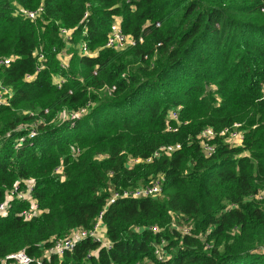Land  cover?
<instances>
[{"label": "trees", "instance_id": "16d2710c", "mask_svg": "<svg viewBox=\"0 0 264 264\" xmlns=\"http://www.w3.org/2000/svg\"><path fill=\"white\" fill-rule=\"evenodd\" d=\"M38 9L35 19L23 14ZM116 19L134 41L119 52L103 48ZM60 28L73 30L67 68ZM82 41L97 54L79 55ZM8 57L0 68L13 93L0 107V204L16 182L32 179L41 214L26 221L19 213L28 204L11 203L0 217V264L21 250L40 264H264V0H0V60ZM82 109L73 128L56 121ZM171 111L177 132L166 130ZM234 124L241 145L216 137L205 157L200 132ZM32 125V146L16 150L26 134L17 129ZM159 175L161 196L106 206ZM104 207L110 249L87 239L41 258L53 241L92 229ZM175 216L190 234L170 230ZM162 240L168 257L158 261Z\"/></svg>", "mask_w": 264, "mask_h": 264}, {"label": "built area", "instance_id": "2783aa9c", "mask_svg": "<svg viewBox=\"0 0 264 264\" xmlns=\"http://www.w3.org/2000/svg\"><path fill=\"white\" fill-rule=\"evenodd\" d=\"M41 11V9H38L37 11H23V14L29 18V19H35V17L38 15V13ZM72 31L70 29L66 28H60L58 31V34L61 38V41L64 45L63 50L58 55V59L60 61V66L62 68H67V60L70 58V55L67 53L68 49L71 47V36ZM134 46V41L130 36H126L122 33L119 20L114 22L113 28L111 32L107 36L106 43L103 48L111 49L114 51H124L130 47ZM77 52L79 55L83 56H93L96 55V52H91L89 50L88 44L85 41H82L79 43V45L76 47ZM13 58H2L0 60V68L1 67H7L11 63ZM43 60L42 54H37V61ZM43 68L42 64L40 63L39 66L36 68V72H39ZM35 75H26L25 81H31L33 80ZM53 82L60 86L62 84V79L59 77H56L53 79ZM13 96L12 91L3 86L0 83V107L10 106L11 98ZM262 98L264 99V87L262 89ZM83 112V109L79 112H69L64 111L60 112L64 113V119L60 121L62 123L63 121H68L70 124V127L73 128L75 124V120L80 119L81 114ZM46 113V111H45ZM167 123H166V130L168 132H177L179 126L181 125V122L178 118V113L176 111H171L167 115ZM171 122L175 123L170 124ZM19 131H26V134L24 136H21L14 146L16 150H20L26 145L32 146V140L37 136V127L36 125H32L29 128L22 126L18 128ZM216 137H220L224 140L225 143L229 145H241V142L243 140V131L240 130V124H234L231 127L224 128L220 132H215L212 128L207 127L204 130L200 132V134L197 137V141L199 143L200 149L205 157H210L212 153L215 150L214 140ZM180 149L179 144H175L172 146H162L160 147L154 154L152 155L153 158H159L162 155H169L177 150ZM152 158H149L146 160V162H150ZM142 162L140 159H131L129 161V164H137ZM61 168L56 169V173H60ZM162 183L163 178L159 175L153 178L149 184L144 186H139L134 190H127L122 192V194L118 195L115 194L112 196L108 201L106 206L112 204L115 202L117 198L121 199H129V198H155L159 197L162 194ZM35 187V181L30 180H22L16 182L12 188L6 190L4 201L0 204V217L6 216L9 208L11 207V203L13 201H20V202H26L28 204V208L24 209L19 213V217L23 218L26 221L31 220L32 218L37 217L40 213V209L38 208L36 200L33 198V189ZM105 208L99 213V215L95 219V223L92 227V229L84 230V229H75L71 231V233L68 235V237H65L63 239H59L56 241H53L51 246L44 249V252L42 254L41 258H50L51 255L56 256H62L64 252H70L74 249L76 243H79L83 240L90 239L91 241H94L100 245L102 248H106L107 250L111 248V243L105 238V230L103 226V214L105 211ZM178 224H180V217L175 216L171 225L170 230H175L181 234H190L191 226L190 224H184L182 225V229H178ZM141 230V229H137ZM153 233H158L161 230L157 229L156 227L148 228ZM166 245L165 241H161V243L155 247L154 249V257L157 258L158 261H163L168 257V254L164 250V247ZM92 254L88 255V258L91 257ZM11 261L10 264H31L32 262H36L37 264H40L39 261H37L34 258H31L26 254L25 251L21 250L16 253L10 254L5 257L2 264H7V261ZM138 264V263H137Z\"/></svg>", "mask_w": 264, "mask_h": 264}, {"label": "rangeland", "instance_id": "374dc122", "mask_svg": "<svg viewBox=\"0 0 264 264\" xmlns=\"http://www.w3.org/2000/svg\"><path fill=\"white\" fill-rule=\"evenodd\" d=\"M118 19H116V21H117ZM64 113H61L60 115H59V120H63L64 119ZM59 120H56L57 122L59 121ZM59 124V123H58ZM184 224H187V223H185V222H182V223H180V224H178L177 226H178V229H182V225H184Z\"/></svg>", "mask_w": 264, "mask_h": 264}]
</instances>
